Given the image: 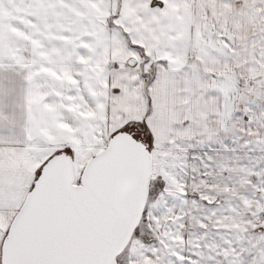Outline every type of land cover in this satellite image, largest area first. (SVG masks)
<instances>
[{"label":"snow or ice","instance_id":"6c2138e0","mask_svg":"<svg viewBox=\"0 0 264 264\" xmlns=\"http://www.w3.org/2000/svg\"><path fill=\"white\" fill-rule=\"evenodd\" d=\"M0 264H264V0H0Z\"/></svg>","mask_w":264,"mask_h":264}]
</instances>
